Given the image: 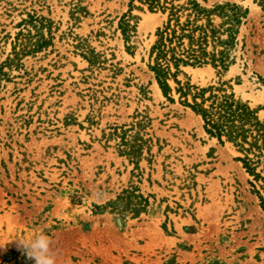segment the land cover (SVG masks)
I'll return each mask as SVG.
<instances>
[{
  "label": "rangeland",
  "instance_id": "374dc122",
  "mask_svg": "<svg viewBox=\"0 0 264 264\" xmlns=\"http://www.w3.org/2000/svg\"><path fill=\"white\" fill-rule=\"evenodd\" d=\"M197 1L248 13L227 68L178 79L233 92L264 121V0ZM165 19L141 0H0V264H34L15 239L39 232L57 264H264V181L150 69ZM29 31L40 48L17 56Z\"/></svg>",
  "mask_w": 264,
  "mask_h": 264
},
{
  "label": "trees",
  "instance_id": "16d2710c",
  "mask_svg": "<svg viewBox=\"0 0 264 264\" xmlns=\"http://www.w3.org/2000/svg\"><path fill=\"white\" fill-rule=\"evenodd\" d=\"M141 1L148 4L151 11L166 14L150 49V69L164 95L170 100L173 99L170 85V80L173 79L178 85L177 91L184 98L183 102L201 116L205 131L221 143H233L243 154L238 160L246 170L255 179L264 181V176L257 171L264 158V121L259 118L257 109L252 108L247 101L237 98L235 93H227L221 87H192L182 84L178 79L182 66L211 63L227 68L233 61L230 60L229 52L237 43L239 27L248 9L236 3L217 4L213 8H206L197 0H188L185 4L175 3L178 0ZM216 16L223 19L218 25L215 23ZM133 27L128 19L123 18L121 29L127 41ZM40 33L38 32L39 37L36 40V35H32L31 31L27 34L19 33L23 38L15 42V46L19 48L16 55L39 49L43 38ZM2 72L3 69L0 74ZM190 95L192 102L188 100ZM256 193L264 209V195L259 190Z\"/></svg>",
  "mask_w": 264,
  "mask_h": 264
},
{
  "label": "clouds",
  "instance_id": "9594fccd",
  "mask_svg": "<svg viewBox=\"0 0 264 264\" xmlns=\"http://www.w3.org/2000/svg\"><path fill=\"white\" fill-rule=\"evenodd\" d=\"M15 241L18 250L34 264H57L59 249L54 246L53 239L44 232H39L28 239L18 238ZM0 248L4 246L0 244Z\"/></svg>",
  "mask_w": 264,
  "mask_h": 264
},
{
  "label": "bare ground",
  "instance_id": "6f19581e",
  "mask_svg": "<svg viewBox=\"0 0 264 264\" xmlns=\"http://www.w3.org/2000/svg\"><path fill=\"white\" fill-rule=\"evenodd\" d=\"M159 88V87H158ZM200 118V117H199Z\"/></svg>",
  "mask_w": 264,
  "mask_h": 264
}]
</instances>
